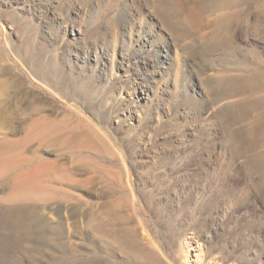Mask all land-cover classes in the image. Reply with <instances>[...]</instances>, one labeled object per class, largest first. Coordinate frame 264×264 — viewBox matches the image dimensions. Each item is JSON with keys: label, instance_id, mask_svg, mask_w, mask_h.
I'll use <instances>...</instances> for the list:
<instances>
[{"label": "rangeland", "instance_id": "1", "mask_svg": "<svg viewBox=\"0 0 264 264\" xmlns=\"http://www.w3.org/2000/svg\"><path fill=\"white\" fill-rule=\"evenodd\" d=\"M0 264H264V0H0Z\"/></svg>", "mask_w": 264, "mask_h": 264}]
</instances>
